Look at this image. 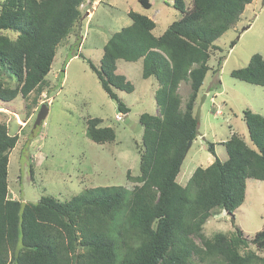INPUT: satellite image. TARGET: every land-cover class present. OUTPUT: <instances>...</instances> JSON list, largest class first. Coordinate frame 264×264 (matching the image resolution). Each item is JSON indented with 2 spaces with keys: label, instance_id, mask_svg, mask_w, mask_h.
<instances>
[{
  "label": "trees",
  "instance_id": "trees-1",
  "mask_svg": "<svg viewBox=\"0 0 264 264\" xmlns=\"http://www.w3.org/2000/svg\"><path fill=\"white\" fill-rule=\"evenodd\" d=\"M85 1L0 0V102L10 106L17 97L44 89L58 46L69 34L76 35L80 47ZM139 1L151 7L149 0ZM252 1L173 0L181 16L161 35L154 34L152 18L129 11L131 24L108 39L101 65L90 64L125 114L130 107L114 89L131 92L134 85L117 72L118 60L142 59L143 77L158 81L160 115L143 112L139 118V173L127 174L136 183L133 188L97 185L66 201L10 197V153L18 135L0 120V264H264V256L245 249L252 242L264 250V228L249 240L235 221L247 180H264L263 115L244 110L252 144L233 134L224 141L226 160L216 157L208 166H198L186 184L177 181L186 147L199 134L196 105L210 70L211 49L219 48L215 41L237 24ZM61 72L63 76L65 67ZM231 74L264 86L263 56L254 54ZM184 80L191 93L183 109L178 88ZM86 124L87 136L99 144L117 138L102 118L89 117ZM208 148L215 154L213 142ZM219 210L231 216L235 231L206 236L204 225Z\"/></svg>",
  "mask_w": 264,
  "mask_h": 264
},
{
  "label": "rangeland",
  "instance_id": "rangeland-1",
  "mask_svg": "<svg viewBox=\"0 0 264 264\" xmlns=\"http://www.w3.org/2000/svg\"><path fill=\"white\" fill-rule=\"evenodd\" d=\"M149 1L150 8L139 0H86L80 7L79 24L83 25L80 47L76 35L69 34L58 46L44 89L27 98L17 97L16 102H9L10 106L0 102V120L7 124L11 134L18 135L10 153V197L23 202H37L42 196L66 201L97 185L134 187L136 183L127 174L139 173V153L143 148L139 118L143 112L160 115L155 99L158 81L155 77H143L142 59H119L117 72L135 86L131 92L114 89L130 107L125 114L118 110V102L105 91L90 64L101 65L108 39L131 24L129 11L152 18L157 24L156 35L180 18L173 0ZM7 34L16 37V33ZM236 39L237 43L231 46ZM215 43L219 48L211 49L210 70L197 99L199 134L181 165L177 176L180 184H186L198 166H208L216 157L226 160L224 141L233 134L252 144L244 110L251 109L264 116V86L235 78L231 72L246 66L256 53L264 58V0L248 4L237 24ZM178 91L184 109L191 93L190 82L182 81ZM43 103L48 104L49 113L42 124L34 127ZM118 114L122 115L121 120ZM89 117L102 118L103 124L114 127L116 140L99 144L90 139L86 134ZM209 142L214 143L215 154L209 150ZM235 221L249 240L264 228V180H247L246 198L235 211ZM234 231L231 216L224 210H219L204 225V233L209 237L217 232L231 235ZM245 249L264 256V250L255 243L250 242Z\"/></svg>",
  "mask_w": 264,
  "mask_h": 264
},
{
  "label": "water",
  "instance_id": "water-1",
  "mask_svg": "<svg viewBox=\"0 0 264 264\" xmlns=\"http://www.w3.org/2000/svg\"><path fill=\"white\" fill-rule=\"evenodd\" d=\"M247 27H245L244 29H246ZM49 113V107L48 104L43 103L40 107V110L38 111L35 123H34V127H37L38 125L42 124L43 121L46 119L47 115ZM196 117H197V123L199 124L200 122V106L198 105L197 110H196ZM193 141H189L185 153H187V151L190 149L191 145H192Z\"/></svg>",
  "mask_w": 264,
  "mask_h": 264
},
{
  "label": "crops",
  "instance_id": "crops-1",
  "mask_svg": "<svg viewBox=\"0 0 264 264\" xmlns=\"http://www.w3.org/2000/svg\"><path fill=\"white\" fill-rule=\"evenodd\" d=\"M253 2H255V0H253L252 3H253ZM241 16H242V15H241ZM156 26H157V25H156ZM153 32H154V30H153ZM154 34H155V33H154ZM155 35H156V34H155ZM160 35H161V34H160ZM126 78H127V77H126ZM150 78H151V77H150ZM152 78H154V77H152ZM127 79H128V78H127ZM128 80H129V79H128ZM157 87H158V86H157ZM157 87H156V88H157ZM134 89H135V86H134ZM155 90H156V89H155ZM156 105H157V104H156Z\"/></svg>",
  "mask_w": 264,
  "mask_h": 264
},
{
  "label": "built area",
  "instance_id": "built-area-1",
  "mask_svg": "<svg viewBox=\"0 0 264 264\" xmlns=\"http://www.w3.org/2000/svg\"><path fill=\"white\" fill-rule=\"evenodd\" d=\"M118 119H121L122 118V115L121 114H118V117H117Z\"/></svg>",
  "mask_w": 264,
  "mask_h": 264
}]
</instances>
